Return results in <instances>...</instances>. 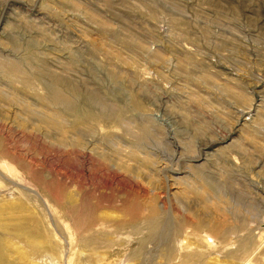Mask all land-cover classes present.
Instances as JSON below:
<instances>
[{
    "label": "rangeland",
    "instance_id": "1",
    "mask_svg": "<svg viewBox=\"0 0 264 264\" xmlns=\"http://www.w3.org/2000/svg\"><path fill=\"white\" fill-rule=\"evenodd\" d=\"M0 255L264 264V0H0Z\"/></svg>",
    "mask_w": 264,
    "mask_h": 264
},
{
    "label": "bare ground",
    "instance_id": "2",
    "mask_svg": "<svg viewBox=\"0 0 264 264\" xmlns=\"http://www.w3.org/2000/svg\"><path fill=\"white\" fill-rule=\"evenodd\" d=\"M132 39H133V38H132ZM112 43H113V42H112ZM108 44H109V43H108ZM27 52H28V51H27ZM25 53H26V52H25ZM24 55H25V54H24ZM29 58H30V57H29ZM28 60H29V59H28ZM18 61H19V60H18ZM29 61H31V60H29ZM122 61H123V60H122ZM177 61H178V60H177ZM15 63H16V62H15ZM30 63H32V61H31ZM159 63H160V62H159ZM16 64H17V63H16ZM26 64H27V63H26ZM129 64H130V63H129ZM129 64H127V65H129ZM21 65H22V64H21ZM124 65H125V64H124ZM11 66H12V69H13V70H17V68H18L16 65H11ZM3 68H4V67H3ZM25 70H26V69H25ZM28 71H29V70H28ZM28 71H27V72H28ZM4 72H5V71H4ZM113 74H114V73H113ZM35 75H36V74H35ZM40 76H41V75H40ZM49 76H50V75H49ZM26 77H27V76H26ZM28 77H29V75H28ZM46 77H47V76H46ZM53 78H54V77H53ZM117 78H118V76H117ZM122 78H123V77H122ZM124 78H125V76H124ZM36 79H37V78H36ZM49 79H50V78H49ZM32 80H33V79H32ZM50 80H51V79H50ZM118 80H119V79H118ZM122 80H123V79H122ZM56 82H57V81H56ZM53 83H54V82H53ZM59 83H60V82H59ZM62 83H64V82L62 81ZM62 83H60V84L62 85ZM26 84H27V83H26ZM45 84H46V83H45ZM64 84H66V83H64ZM71 84H72V83H71ZM71 84H68V85L70 86ZM56 85H57V84H56ZM68 85H66V86H68ZM73 85H74V84H73ZM58 86H59V85H58ZM74 86H75V85H74ZM74 86H73V87H74ZM61 87H62V86H61ZM73 87L71 86V88H73ZM76 88H77V87H76ZM74 89H75V87H74ZM53 90H55V89L53 88ZM69 90H71V89H69ZM55 91H56V90H55ZM57 91H59V90H57ZM61 91H62V90H61ZM63 91H64V89H63ZM63 91H62V93H64ZM71 91H72V90H71ZM75 91H76V90H75ZM75 91H73V92H75ZM78 91H79V89H78ZM65 92H67V91H65ZM27 93H28V92H27ZM48 94H49V93H48ZM52 94H53L52 97H53L54 100H56V101H58V102H60V103H61V102H65V104H67V103H66V100H64V98H65L64 96H63L64 98H62V96H60L57 92H52ZM68 94H70V96L72 95V93H68ZM77 95H78V94H77ZM47 96H48V95H47ZM50 96H51V95H50ZM68 96H69V95H68ZM78 96H79V95H78ZM91 96H92V95H91ZM98 96H99V95H98ZM37 98H38V97H37ZM48 99H49V98H48ZM84 99H85V98H83V100H84ZM69 100H70V98H69ZM71 100H72V99H71ZM74 100H75V99H74ZM85 100H86V99H85ZM72 101H73V100H72ZM68 102H69V101H68ZM77 102H78V101H77ZM95 102H96V101H95ZM134 102H135V101H134ZM73 104H75V103H73ZM76 104H77V103H76ZM51 105H52V104H51ZM51 105H50V106H51ZM63 105H64V104H63ZM69 105H70V104H69ZM72 106H73V105H72V103H71V108H72ZM77 106H78V104H77ZM48 107H49V106H48ZM64 107H65V106H64ZM67 107H68V106H66V109H68ZM75 107H76V106H75ZM78 107H79V106H78ZM78 107H77V108H78ZM143 107H144V106H143ZM73 108H74V107H73ZM48 109H50V108H48ZM61 109H62V108H61ZM61 109H60V110H61ZM75 109H76V108H75ZM75 109H74V111H75ZM80 109H81V108H80ZM22 110H23V109H22ZM52 110H53V109H52ZM63 110H64V109H63ZM63 110H61V111H63ZM23 111H24V110H23ZM64 111H66V110H64ZM72 111H73V109H72ZM26 112H28V111H26ZM29 112H30V111H29ZM66 112H69V111H66ZM32 113L34 114V112H32ZM37 113H38V112H37ZM42 113H43V112H42ZM45 113H46V111H45ZM50 113H51V112H50ZM50 113H49V114H50ZM62 113H63V112H61V114H62ZM69 113H70V112H69ZM30 114H31V113H30ZM33 114H32V115H33ZM35 114H36V113H35ZM43 114H44V113H43ZM43 114H42V115H43ZM57 114H58V113H57ZM73 114H74V112H73ZM36 115H37V114H36ZM59 115H60V114H59ZM63 115H64V114H63ZM76 115H77V114H76ZM45 116H46V115L44 114V116H42V117H45ZM113 116H114V115H113ZM39 117L41 118V115H40ZM56 117H57V116H56ZM60 117H61V116H60ZM76 117H77V116H76ZM88 117H89V116H88ZM116 117H117V116H116ZM34 118H35V117H34ZM36 118H38V115H37ZM48 118H49V116H48ZM78 118H79V117H78ZM42 119L44 120V118H42ZM45 119H46V118H45ZM49 119H50V118H49ZM86 119H87V118H86ZM116 119H117V118H116ZM80 120H81V119H80ZM44 121H46V120H44ZM48 121H50V120H47L46 122L48 123ZM52 121H54V120L52 119ZM58 121H59V120H58ZM76 121H77V120H76ZM38 122H39V120H38ZM40 122H41V119H40ZM54 122H55V121H54ZM49 123H51V122H49ZM59 125H60V124H59ZM59 125H58V126H59ZM52 126H53V124H52ZM56 126H57V124H56ZM38 128H39V127H38ZM41 129H42V128H41ZM59 129H60V128H59ZM80 129H81V128H80ZM81 130H82V129H81ZM84 130H85V129H84ZM145 131H146V130H145ZM148 132H149V131H148ZM80 133H81V132H80ZM82 133H83V132H82ZM146 133H147V132H146ZM72 136H73V135H72ZM133 136H134V135H133ZM148 136H149V135H148ZM83 138H84V137H83ZM147 138H148V137H147ZM80 139H81V138H80ZM133 141H134V140H133ZM75 142H76V141H75ZM76 143H77V142H76ZM71 145H72V143H71ZM79 145H80V144H79ZM101 154H104V153H101ZM105 155H106V154H105ZM262 161H263V160H262ZM137 164H138V163H137ZM102 165H103V164H102ZM133 166H134V164H133ZM135 167H136V166H135ZM75 209H77V208H75ZM78 209H79V208H78ZM78 209H77V213L79 212ZM70 210H71V209H70ZM95 210H96V209H95ZM72 212H75V210L73 209ZM78 214H79V213H78ZM93 214H94V213H93ZM152 214H154V212H153ZM152 214H151V215H152ZM79 215H81V213H80ZM155 216H156V215H154V217H155ZM76 217H77L76 219H79V220H76V221H73V220H72V221H73V224H76L77 226L82 225L84 218H83L82 216H81V217H82L83 219L80 218V217L78 218V216H76ZM73 218L75 219V217H73ZM87 218H88V217H87ZM89 218H90V217H89ZM155 218H156V217H155ZM92 219H93V217H92ZM92 219H91L90 221H92ZM145 219H147V218H145ZM152 220H153V219H152ZM75 222H76V223H75ZM92 222H94V220H93ZM92 222H91V223H92ZM91 223H88V225H90ZM148 223H149V222H148ZM116 224H117V223H116ZM150 224H151V223H150ZM196 224L199 225V223H196ZM74 226H75V225H74ZM233 226H234V225H233ZM85 227H86V226H85ZM151 227H155L154 224H153ZM75 228H76V227H75ZM92 228H93V227H92ZM178 228H179V227H178ZM93 231H94V230H93ZM176 231H177V230H176ZM180 233H181V232H180ZM83 236H86V235H83ZM95 237H96V236H95ZM105 238H106V237H105ZM93 242H94V241H93ZM96 242H97V241H96ZM91 244H92V243H91ZM94 244H95V243H94ZM1 252H2V251H1ZM1 255H3V254H1ZM1 255H0V256H1Z\"/></svg>",
    "mask_w": 264,
    "mask_h": 264
}]
</instances>
